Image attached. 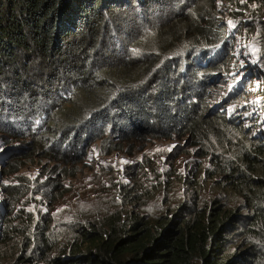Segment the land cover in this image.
<instances>
[{
  "label": "trees",
  "instance_id": "trees-1",
  "mask_svg": "<svg viewBox=\"0 0 264 264\" xmlns=\"http://www.w3.org/2000/svg\"><path fill=\"white\" fill-rule=\"evenodd\" d=\"M181 1L160 0L155 39L129 47L141 17L131 0H0V122L14 120L20 131L45 122L36 144L53 158L82 156L92 142L108 155L119 150L110 137L175 136H188L200 158L195 170L154 176L146 189L119 186L122 203L70 212L58 232L51 207L62 179L13 185L0 216V264H264V141L224 108L207 112L203 71L221 69L223 59L204 69L205 57L184 54L218 46L223 24L212 0L187 12ZM250 1L262 20L264 1ZM62 88L71 99L58 100ZM172 176L183 187L174 194ZM157 186L162 197L152 196ZM29 191L24 204L34 206L13 212Z\"/></svg>",
  "mask_w": 264,
  "mask_h": 264
},
{
  "label": "rangeland",
  "instance_id": "rangeland-1",
  "mask_svg": "<svg viewBox=\"0 0 264 264\" xmlns=\"http://www.w3.org/2000/svg\"><path fill=\"white\" fill-rule=\"evenodd\" d=\"M197 1L199 0H182V12H187ZM212 2L216 7L219 6V12H223L221 14L223 19H230L231 0H212ZM131 4L133 7L131 8L135 12L137 11L141 17L137 16V21L129 29L131 32L127 37L129 40L126 42L130 47L132 39L136 41L138 38H143L148 41L147 44H151V40L155 39L153 37L155 34L152 31V24L154 25V23L160 21L158 18L155 19V16L151 13L153 11L155 13L162 12L165 7L160 4V0H131ZM248 13L247 10L246 16H249ZM244 34H251L253 37L249 40L246 38L244 41L243 36L241 38L237 34L230 36L228 43L232 54L226 55L227 61L223 60V65L220 69L221 72H226V67L228 63L230 64L231 68L227 71L231 72L229 75L232 77L230 79L232 85H236L241 79L238 77L235 81L233 77L236 76L237 70L242 66L241 57L247 50L246 46L254 42V46L258 50L263 49L261 40V36L264 34L262 23L257 28H254L252 32L248 31ZM116 35L124 41L126 40V35L122 32L118 31ZM129 47L125 49L124 55L128 53ZM157 56H159L158 53H156ZM220 71L218 72L219 74ZM215 73L217 72L207 73L209 76L206 77V81L209 83L207 85L208 91H205L207 93L205 97V102L208 106L207 112L209 106L217 99L227 96L229 92L227 87L229 80H226L222 86L219 85V81L209 82L210 76ZM248 80V77L244 80V95L233 98L230 107L236 114L247 116L246 122L242 124L246 128L253 127L252 133L251 131L246 133L251 139L257 140L258 138L253 137V134L255 133L260 137L259 129L262 128L261 122H264V109L260 111V108L255 105L254 82H247ZM61 90L60 95L62 98L58 100H65L66 97H70L69 89L62 88ZM212 108L213 106L210 109ZM50 112L51 116H53L57 110L51 107ZM227 113L229 114L230 111ZM255 115H260L261 119L259 122H257ZM0 123H2V126H0V214L4 213L5 215L10 210L8 194L11 190L10 187L13 185H19L21 182H31L32 184L34 179L56 182L54 180L60 178L62 179L64 194L51 207L52 216L55 220L54 224L57 228L56 232L64 231L68 220L66 216L70 212L94 213L98 207L106 206L111 200H115L117 204L122 203L123 197H119L113 192L119 186L124 185L125 188L130 190L139 185L146 189V186L151 185L154 181V176H165L166 171H173L178 175H182L183 172L198 168V162L200 161L196 154V148L191 147L190 143L186 144L185 148H183L184 150L177 153L176 147L184 145L188 139L187 136L183 138L175 136L170 139H151L149 141H143L135 137L121 141L117 137H110L108 140L111 143L110 145L116 144L119 146V150L113 151L108 155H102L99 152V142H92L82 156L76 154L63 157L60 153L52 151L54 154L53 158L49 154L47 147L42 150L36 144L37 138L43 135L44 128L47 125L45 122H42L43 125L38 130H36L37 126H34L28 130L26 128L25 131H20L14 120L6 124H3L4 122ZM34 138L35 140H33ZM125 161L127 163H124ZM17 166L19 168L13 171V168ZM200 171L197 172V176L203 177V179L206 178L207 176L202 175V170ZM63 177L65 178L63 179ZM181 189L180 184L176 180L175 187L168 192L174 194ZM33 194V191H29L25 197L16 202L13 212L22 208L30 209L31 206H34V202L31 200L27 205L24 204L25 198L33 196ZM57 194H60V192ZM165 194L157 186L152 196L162 197ZM144 201L149 200L146 198ZM68 224L69 226L72 225L71 222H68Z\"/></svg>",
  "mask_w": 264,
  "mask_h": 264
},
{
  "label": "clouds",
  "instance_id": "clouds-1",
  "mask_svg": "<svg viewBox=\"0 0 264 264\" xmlns=\"http://www.w3.org/2000/svg\"><path fill=\"white\" fill-rule=\"evenodd\" d=\"M239 2L240 4L243 5H236L234 4V2ZM264 1V0H263ZM231 8L229 9L231 12V17L230 19L225 18L223 19L221 17V14L223 12H219L218 17L221 19V23L223 24V30H224V41H221V43L218 46H213V47H209V48H198L196 53L195 51H192L190 54H184V57L187 59L192 60V58H203L205 57L206 59V66L204 69L211 67V63L212 62H216V61H221L226 60L227 61V54H232L231 53V48H230V44L228 43V39L230 38V36L232 34H237L240 38L243 36L244 37V41L247 38V40H249L250 38H252L253 36L251 34L245 35V32L248 31H253L254 28H257L258 26H260V23H262V27L264 28V24L263 21L264 18H262V20H259L257 18L254 17L253 12L259 8V4L254 1L251 2L250 0H231ZM219 8V6H217ZM248 10V14L249 16H246V11ZM229 21H231L232 23L230 24ZM234 25V26H233ZM263 33H264V29H263ZM261 40H262V44H263V49L262 50H258L255 46H254V42L249 43L246 48V52L243 54V57H241V64L242 66L237 70L238 73L236 74L235 77H233V79L236 81L238 79V77H240V81H238V83L236 85H232V83H230V79L232 77H230V73L227 70L231 68L230 64L228 63L227 67H226V72L224 71H220V69H211L210 71L205 70L203 71V73H211V72H217L215 74H212L209 78V82H220L219 85H223L226 80H229L228 82V95L225 97H221L220 99H217L211 106H209L208 109V113L211 111H216L217 109L224 108V110L226 112L230 111V113H227L228 117H232L235 119H238L241 123L246 122L247 116H242L241 114H236L235 111L233 109H231L230 104L232 103V99L233 98H238L244 95V87H245V83L244 80L248 77L249 80L247 82H254V92H255V96H254V103L255 105H257L260 108V111H263L264 109V34L263 36H261ZM256 41V40H253ZM252 46V47H251ZM237 51V50H236ZM238 52V51H237ZM251 52V54H250ZM235 55V54H234ZM222 60V63H223ZM255 61V63L253 62ZM189 66H186V68L184 69L187 70ZM220 71V74L218 73ZM207 77L209 75H206ZM208 82V81H207ZM213 106L212 109H210ZM228 106V108H227ZM229 109V110H228ZM255 118L257 120V122L260 121L261 117L260 115L257 116L255 115ZM262 125L259 130H260V137H258L255 133L253 134V137L255 138H262L264 141V122H261ZM259 127V126H258ZM246 130L248 131H253V127L250 126V128H246L244 127ZM188 137V136H187ZM189 143V138L187 139L186 143L184 145H178V147H176L177 153H180L181 150H184L183 148H185L186 144ZM206 164V162H205ZM166 172H170V171H166ZM165 172V174H166ZM185 174L187 172H184ZM166 178V175L164 176ZM163 177V179H165ZM172 178H174L172 176ZM175 180H177V178H174ZM181 188L182 185H180ZM182 191V189L180 190ZM3 216L4 213H1L0 216Z\"/></svg>",
  "mask_w": 264,
  "mask_h": 264
},
{
  "label": "snow or ice",
  "instance_id": "snow-or-ice-1",
  "mask_svg": "<svg viewBox=\"0 0 264 264\" xmlns=\"http://www.w3.org/2000/svg\"><path fill=\"white\" fill-rule=\"evenodd\" d=\"M229 23L231 24L232 22L229 21ZM233 26H234V25H233ZM253 62L255 63V61H253ZM229 90H231V89H229ZM169 151H171V149H169ZM124 163H127V162L125 161Z\"/></svg>",
  "mask_w": 264,
  "mask_h": 264
}]
</instances>
